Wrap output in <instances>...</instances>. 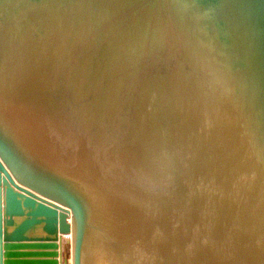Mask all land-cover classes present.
<instances>
[{"label": "water", "instance_id": "1", "mask_svg": "<svg viewBox=\"0 0 264 264\" xmlns=\"http://www.w3.org/2000/svg\"><path fill=\"white\" fill-rule=\"evenodd\" d=\"M70 234L72 264H264V0H0L1 264Z\"/></svg>", "mask_w": 264, "mask_h": 264}, {"label": "bare ground", "instance_id": "2", "mask_svg": "<svg viewBox=\"0 0 264 264\" xmlns=\"http://www.w3.org/2000/svg\"><path fill=\"white\" fill-rule=\"evenodd\" d=\"M70 222H71V218H70ZM67 243L68 245V257L70 256V260H71V263H72V241H71V234L70 235H65L63 236V244L64 243Z\"/></svg>", "mask_w": 264, "mask_h": 264}, {"label": "crops", "instance_id": "3", "mask_svg": "<svg viewBox=\"0 0 264 264\" xmlns=\"http://www.w3.org/2000/svg\"><path fill=\"white\" fill-rule=\"evenodd\" d=\"M30 249H24L22 251H28ZM34 251V250H33ZM61 251V250H60ZM59 260H60V264H63V259L61 257H59ZM0 264H1V260H0Z\"/></svg>", "mask_w": 264, "mask_h": 264}, {"label": "rangeland", "instance_id": "4", "mask_svg": "<svg viewBox=\"0 0 264 264\" xmlns=\"http://www.w3.org/2000/svg\"><path fill=\"white\" fill-rule=\"evenodd\" d=\"M68 263H69V264H72V263H71V260H70V256L68 257Z\"/></svg>", "mask_w": 264, "mask_h": 264}]
</instances>
